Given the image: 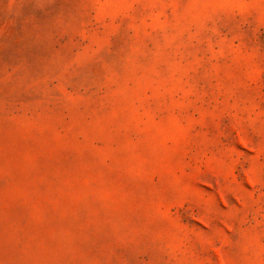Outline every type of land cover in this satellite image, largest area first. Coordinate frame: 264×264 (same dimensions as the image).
<instances>
[{"label":"rangeland","instance_id":"374dc122","mask_svg":"<svg viewBox=\"0 0 264 264\" xmlns=\"http://www.w3.org/2000/svg\"><path fill=\"white\" fill-rule=\"evenodd\" d=\"M0 264H264V0H0Z\"/></svg>","mask_w":264,"mask_h":264}]
</instances>
